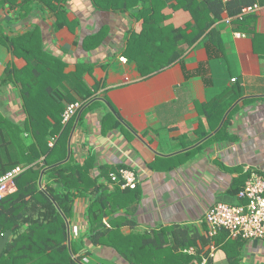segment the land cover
Here are the masks:
<instances>
[{
    "label": "crops",
    "instance_id": "obj_1",
    "mask_svg": "<svg viewBox=\"0 0 264 264\" xmlns=\"http://www.w3.org/2000/svg\"><path fill=\"white\" fill-rule=\"evenodd\" d=\"M227 16L224 12L213 26L212 41L199 39L174 63L143 74L125 51L131 33L140 32L143 24L130 11L106 10L94 0H54L51 6L42 0H0V37L7 39L0 40V114L21 124L26 118L20 84L14 78L4 81L7 68L26 65L9 39L38 27L43 48L64 63V84L59 87L75 101H85L86 92L92 93L74 117L70 157L80 163L92 160L90 175L105 189L119 184L107 172L129 168L137 175L138 198L112 215L134 221L133 226L121 225V231L146 233L155 240V233L188 227L199 235L195 245L184 249L193 248L195 254H188L213 252L214 264H264V240L225 238L223 230L216 244V236L207 235L209 208L238 202V191L250 172L264 171V8L255 13L249 32L237 30L236 24L226 22ZM186 19L185 14L173 13V20L183 27ZM217 66L228 69L226 85L239 84L242 95L234 102L239 101L224 133L232 137L211 141L215 130L200 106L209 95L206 80H213ZM205 131L210 134L201 138ZM21 136L26 141L31 134ZM89 202V196L77 197L73 218L66 219L70 253L71 239L77 242L75 264H130L114 247L91 245L85 219ZM109 218L104 219L108 226ZM175 237L170 232L163 235L166 250H159L158 258L149 254L141 261L183 264L174 259L168 263L163 255Z\"/></svg>",
    "mask_w": 264,
    "mask_h": 264
},
{
    "label": "trees",
    "instance_id": "obj_2",
    "mask_svg": "<svg viewBox=\"0 0 264 264\" xmlns=\"http://www.w3.org/2000/svg\"><path fill=\"white\" fill-rule=\"evenodd\" d=\"M2 1L14 3V0ZM42 1L51 6L54 0ZM94 1L106 10H128L132 16L143 21L142 30L131 33L125 50L127 57L137 62L143 74L152 73L174 63L199 39L212 41L213 26L223 19L224 12L231 17V23L237 25V30L251 31L250 27L255 23V13L241 15L242 10L256 2H263ZM173 13L179 17L186 15L185 27L173 20ZM40 36L41 31L36 27L20 37L9 39L12 50L17 56L25 59L26 65L21 69L7 68L4 81L14 78L20 84L26 118L21 124L7 120L0 114V175L17 165L27 168L16 178L18 190L0 200V233L12 230V237L0 254V264H75L73 253L77 251V242L71 239L70 253L66 219L73 218L74 201L79 196L90 198L85 219L88 224L86 236L92 246L114 247L130 264H144L141 261L143 257L147 258L151 254L152 257L158 258L159 250H166L163 249L165 247L161 238L170 232L176 237L175 244L168 245L167 251L163 252L168 263L173 259L190 263L196 256L198 258L191 264L199 262L202 256L208 254L207 251H197L196 256L184 252L185 248L195 245L199 238L197 232L191 228L174 226L166 232L163 230L164 232L155 233V240H151L146 233L125 235L121 231V225L128 223L133 226L134 221L125 216L112 215L138 198V187L122 189L118 184L114 190L105 189V185L97 184V176L90 175L92 160L80 163L71 156L68 161L60 163L67 158L68 139L75 120L73 118L63 123L62 114L66 105L75 99L68 95L65 87H59L64 84V63L43 48ZM0 40L6 42L7 39L0 37ZM220 70L217 66L213 71V80H206L209 95L207 101L200 106L201 114L205 116L211 131L217 129L227 110L242 95L239 84L226 85V81L231 77L228 69ZM63 99L67 100L66 104ZM84 99L85 103L91 100L92 93L86 92ZM234 110L235 108L228 114L222 127L210 138L211 141L232 137L224 133ZM25 132L31 134L30 139L26 141L21 136ZM208 134L210 131L202 132L201 138ZM52 137L55 142L50 145L49 140ZM57 163L60 164L55 165ZM107 176L111 180L110 172H107ZM108 216L109 226L104 221ZM226 232L222 234L225 238L229 236ZM222 236H216V244H219ZM239 239L244 240H237Z\"/></svg>",
    "mask_w": 264,
    "mask_h": 264
},
{
    "label": "built area",
    "instance_id": "obj_3",
    "mask_svg": "<svg viewBox=\"0 0 264 264\" xmlns=\"http://www.w3.org/2000/svg\"><path fill=\"white\" fill-rule=\"evenodd\" d=\"M261 8H264V0L262 3L256 2L244 7L241 15L257 13ZM225 20L231 23L230 16H227ZM237 35L242 34L237 33ZM232 80L235 81L236 78ZM85 104V101L81 100L68 103L62 114L63 123L74 118ZM54 142L55 138H52L50 145ZM26 168L24 165H17L0 175V200L18 190L16 178ZM110 178L123 188H135L139 182L136 173L129 168H120L110 172ZM237 197L238 202L236 203L218 202L209 208L205 215L208 225L207 235L212 238L224 230L234 239L264 240V171L252 170ZM212 248L213 251L214 247ZM186 251L195 254L193 248ZM212 256L214 254L210 252L202 256L196 264H214L211 260Z\"/></svg>",
    "mask_w": 264,
    "mask_h": 264
},
{
    "label": "water",
    "instance_id": "obj_4",
    "mask_svg": "<svg viewBox=\"0 0 264 264\" xmlns=\"http://www.w3.org/2000/svg\"><path fill=\"white\" fill-rule=\"evenodd\" d=\"M238 102H239V101H237L236 103H234V104L232 105V107L226 112V114L224 115V117H223V119H222L220 125L217 127V129H216L213 133H216V132L222 127V125L224 124V122H225V120H226V118H227L228 113L231 111V109H232V108H233ZM69 157H70V152L68 153L67 158H66L65 160H63L62 162H60V163H63V162L68 161ZM60 163H57V164H55V165H58V164H60ZM43 172H44V171H43ZM43 172H42L41 175H40V179H39V183H40V184H41V182H42ZM66 221H67V220H66ZM67 224H68V226H69L68 221H67ZM11 235H12V230H7V231H5V232H3V233H0V254L3 253L4 249L6 248L8 242L10 241ZM68 236H69V237H68V238H69V243H68V244H69V247H70V230H69V229H68Z\"/></svg>",
    "mask_w": 264,
    "mask_h": 264
}]
</instances>
